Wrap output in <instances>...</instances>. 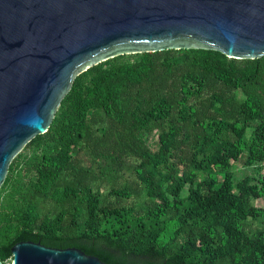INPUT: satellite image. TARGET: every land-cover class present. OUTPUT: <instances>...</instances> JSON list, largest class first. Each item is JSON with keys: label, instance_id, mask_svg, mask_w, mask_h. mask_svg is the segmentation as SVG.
I'll list each match as a JSON object with an SVG mask.
<instances>
[{"label": "trees", "instance_id": "16d2710c", "mask_svg": "<svg viewBox=\"0 0 264 264\" xmlns=\"http://www.w3.org/2000/svg\"><path fill=\"white\" fill-rule=\"evenodd\" d=\"M237 162L258 177L234 181ZM23 241L105 264H264V56L164 49L78 74L0 186V262Z\"/></svg>", "mask_w": 264, "mask_h": 264}, {"label": "water", "instance_id": "95a60500", "mask_svg": "<svg viewBox=\"0 0 264 264\" xmlns=\"http://www.w3.org/2000/svg\"><path fill=\"white\" fill-rule=\"evenodd\" d=\"M181 48L264 56V0H0V186L78 74L119 55ZM10 251L11 264H105L31 241Z\"/></svg>", "mask_w": 264, "mask_h": 264}, {"label": "rangeland", "instance_id": "374dc122", "mask_svg": "<svg viewBox=\"0 0 264 264\" xmlns=\"http://www.w3.org/2000/svg\"><path fill=\"white\" fill-rule=\"evenodd\" d=\"M205 96V95H204ZM199 99H193L191 101H189V103H197ZM249 134V131H248ZM146 143L148 144L149 148L156 154L159 153L160 151V145L158 144L157 141V135L156 133H151L149 135H147L145 137ZM84 159V158H83ZM234 168H231L232 174H233V179L234 181H238L239 179H241V177L243 176V171L245 170V174L251 175L252 177L257 178L259 175L260 171H257V167H259V165H254L252 167H244L242 166L241 162H237L232 164ZM263 173V171L261 172ZM199 180L201 179L200 177L198 178ZM106 191V189L104 188V186H101V191ZM188 191V186H185V188L182 190V195L185 196L187 194ZM131 202L129 201H125L123 202V205H129ZM257 205L262 206V201H257L256 202ZM252 222V226H256V227H261L262 223H258V221H251ZM7 264H11V261Z\"/></svg>", "mask_w": 264, "mask_h": 264}]
</instances>
